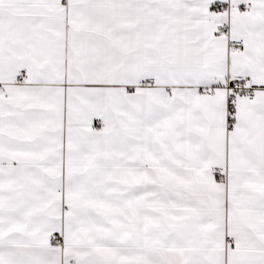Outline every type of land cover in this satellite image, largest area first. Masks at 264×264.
Returning <instances> with one entry per match:
<instances>
[{
    "label": "snow or ice",
    "instance_id": "6c2138e0",
    "mask_svg": "<svg viewBox=\"0 0 264 264\" xmlns=\"http://www.w3.org/2000/svg\"><path fill=\"white\" fill-rule=\"evenodd\" d=\"M0 264H264V0H0Z\"/></svg>",
    "mask_w": 264,
    "mask_h": 264
}]
</instances>
